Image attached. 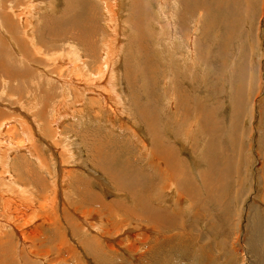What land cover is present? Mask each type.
I'll use <instances>...</instances> for the list:
<instances>
[{"label":"rangeland","instance_id":"rangeland-1","mask_svg":"<svg viewBox=\"0 0 264 264\" xmlns=\"http://www.w3.org/2000/svg\"><path fill=\"white\" fill-rule=\"evenodd\" d=\"M19 1L22 5L18 10L23 12L22 7L28 6V3L26 0ZM167 1L182 21L185 17L184 6L175 9L174 4H171L173 1L165 0V2ZM40 2L38 0L34 3L33 9L29 8L28 17L32 16L30 20L25 19V16H23L24 23L17 17L15 19L17 41L22 42L26 57L31 62L34 61V66H27L29 63L21 59L18 60L16 56H13L16 64L13 60L11 63L7 59L8 53L3 49L5 57H2L6 60L4 61L8 67L10 66L11 72L19 74V80H8L0 76V126L3 121L9 122L7 126L4 124L0 131L2 136L0 140H5L0 144L10 142L9 144L12 143L16 146L18 143L25 142V136H21L19 132L18 135L12 137L11 130L23 132V128L27 126L26 119L33 121L31 119L33 118L40 128L32 122L33 127L35 126L34 134L29 133L26 140L31 135H36L34 151L42 158L44 168L35 169L32 160L24 155L25 152L17 153L12 160L13 173L17 179L22 176L24 180H18L16 183L6 181L4 185L0 182V220H2L0 253L3 254L2 256L0 254V264H26L28 263L26 260H36L37 264H41L38 257L34 258L36 256L33 257L27 252L28 247L23 249L16 245L17 237L6 222L16 225V227L20 223L19 220H15L11 216L12 212L8 210L9 204H18L20 209H15L16 215L24 217L27 221L36 214H41L39 220L35 217L34 221H31L33 224L28 230L33 235L37 233L40 235L35 242L31 243V246L29 245V251L33 250V245L36 247L45 238L51 237L54 241L58 227L60 228L61 225V229L67 235V240L70 239L69 243L74 244L72 246L74 249L70 248L68 253L70 255L60 254L62 255L60 260L67 257V261L59 264H109L110 260V264L113 263V260H115V264H264V0H226L228 16L224 17L219 14L216 18L214 14L213 24H203L205 26L200 24L201 32H199V28L195 29L197 31H193L194 23L189 20L187 30L193 37H196L194 51L197 58H192L191 53H188L190 46H184L178 35L172 37L175 28L173 29L172 26L170 29L167 22H172L171 19H173V24L176 20L173 9L165 4L162 10L163 14L158 16L157 13L161 6L156 3V0H122L123 4L119 3L122 8L118 3L119 8L114 7L116 0H49L46 5ZM10 3L12 2H4V6H10ZM107 5L110 6L107 7ZM214 7L215 5H213V11ZM105 8L115 11L122 20L131 19L134 10L139 12L142 25L141 36L131 30L133 25L130 21H128L129 27L125 24L119 25L118 23L122 22L118 21L117 17L115 18L117 24L113 23L114 26L119 25L121 29L126 27L123 37H120V40L123 41V49L116 53L117 66L115 65L114 71L116 91L121 97L120 105H125V112H129V108L132 107L128 85L132 86L133 92L139 91L143 94L142 97V94L138 93L135 100H141L142 109L148 112L153 120L150 123H156L161 135L171 143L169 146L172 145L171 147L174 148L179 160L184 161L180 165L179 174L186 171L185 183L190 188L183 185L186 192L182 195L184 200L180 201L181 204L179 202L170 203L173 197L167 193V187L159 192L157 198L161 206L170 208L164 213L168 212L167 214L170 215L164 220L162 218L161 221H158L159 223L142 226L143 233L140 231V234L145 235L148 240L133 242V246L137 250L131 248L129 252L123 248H117L116 253L109 252V254L100 255L101 257L95 259L85 244L81 243L79 247L72 241L71 233L66 229L67 221L63 213L69 211L72 214L71 208H77V205L80 204L78 200L80 199V195H78L80 185L76 188V181L91 184L92 192L98 195L104 204L114 201L117 205H129L135 209L136 199L132 198L128 192L120 193L118 187L97 169L95 164L98 162L103 164V161L100 153L96 156V149L104 144L116 153L119 159L116 158L113 162L116 155L109 158V163L113 166H116V163H121L124 166L132 164L138 167V165H144L148 159V155H144L140 145L125 130L131 125L138 129L137 123L129 120L131 116L124 113V115H120L122 118L120 120L117 118L118 109L113 107L109 119H112L111 124L115 126L111 128V124L106 121L108 113L104 110L102 102L100 104L94 102L93 108L86 110L83 104L79 103L80 88L75 90L55 79V75L60 73L71 77L72 74L69 73L72 64L76 65L73 72L75 75L82 73L88 76L90 74L97 76L98 67L101 68V65L105 72L103 51L112 35V29H108L110 26L108 27L109 23L107 25ZM3 9L0 0V12L4 11ZM77 11L80 12L77 22L66 23L68 20L74 19V14ZM55 19H59L60 22ZM51 21L71 27V30L66 31L62 25L60 34L54 32L52 36H65V32H74L80 34L83 39H74L73 36L51 38L47 35L46 30L48 28L46 26H49L48 23ZM86 21L87 24H85ZM20 24L29 27L35 39L34 46L44 53L59 54L66 47L74 45L79 50L80 56L82 54L87 56H81L87 61V64L84 66L82 60L81 62H72L68 64L70 66L68 70L63 71L62 66L57 63L58 61L54 63L47 58L35 55L30 47L31 43L27 44L25 40L20 39L25 27ZM85 25L87 28L84 27ZM158 26L165 32L164 35L159 34ZM202 32L203 34H201ZM2 35L4 37V33ZM139 37H141V41L138 45ZM5 39L9 43L8 39ZM87 41L92 42L89 52L85 49ZM180 43H183L182 46ZM8 52L12 54L10 48ZM183 55H188V57H181ZM144 60L150 63V68L152 67L147 70L151 76L147 74L146 78L148 79H146L142 77V75L145 76V72L139 73L134 81L131 71L139 66L137 64L141 65ZM137 67L135 68L136 74ZM46 73L52 74L51 77L45 75ZM126 73H130L132 77L129 84L126 81L130 77L126 76ZM166 79L170 80L172 85ZM175 84L184 87L187 90L185 93L190 96L188 100L191 102L188 103L189 106L186 105L189 110L184 113L183 104L179 105L181 108L175 107L177 104H174V100H172L173 95L168 92V88L172 89ZM135 86L139 90L134 89ZM80 87L83 88V86ZM145 87H149L146 89L147 100H145V92L142 89ZM153 90L157 96L156 103L152 98ZM89 96H93V94L88 91L84 92L85 99ZM62 104L66 109H61L60 112L71 117L62 128V133L55 136L53 123L56 116L55 110ZM165 106L167 107L165 108ZM175 109L177 110L175 111ZM154 112L158 115L157 121H155ZM94 115L96 116L94 117ZM205 122L206 125H204ZM27 123L29 124L28 121ZM104 123L106 124L104 125ZM103 125L104 127H102ZM106 129L111 132L105 131ZM140 132L141 135H145L142 130ZM209 135H211V139L208 137ZM67 138L70 139L72 147L70 150L72 160H70L69 151L64 150L65 144L68 142ZM143 138L148 139L149 137L144 136ZM14 139L16 141L19 139L21 142L19 140L16 142ZM25 145L28 144L25 143ZM51 155L54 164L50 160ZM15 157L19 158L18 161ZM28 166L31 171L29 175L24 171ZM61 167L65 173H70L61 188L62 192L58 187L60 182L53 183L58 178ZM137 169H139L140 175H143V171L147 173L146 169L141 168V171L139 167ZM3 170L7 169H0V173ZM20 173L22 175L18 176ZM10 174L8 170L5 173V175ZM2 178L0 176V181ZM179 178V181H183L181 177ZM205 184L208 186L206 191ZM55 185L57 186L55 187ZM170 185L171 183L168 184L169 187ZM196 185L199 190L193 188ZM22 188L25 190V194H31L28 201L34 203L35 209L30 203L22 201L25 198L21 192ZM139 188L133 197H145L143 188ZM153 191L154 194H157L156 189ZM156 209H160L158 204ZM82 215L87 216L84 217L87 219V223L79 221L74 214H72L73 221L79 225L82 224V226H89L90 222L96 223L104 220V209L93 208L83 212ZM173 217L175 219L172 220ZM167 219L171 220L173 224H166ZM55 220L60 221V224ZM117 221L114 220V222ZM52 222L54 223L52 224ZM132 224H137V222L132 221ZM118 236L120 238L116 241H122V237H124L122 231L115 234V237L118 238ZM6 244L9 245L6 246ZM47 245L43 248H46ZM10 247L11 249H9ZM5 250L7 252L4 254ZM52 252L48 260L57 259L55 255L57 251L52 250ZM119 254L120 256H118ZM100 259H103L104 262L100 263L98 261ZM31 264L36 263L32 262ZM42 264L44 263L42 262Z\"/></svg>","mask_w":264,"mask_h":264},{"label":"bare ground","instance_id":"bare-ground-1","mask_svg":"<svg viewBox=\"0 0 264 264\" xmlns=\"http://www.w3.org/2000/svg\"><path fill=\"white\" fill-rule=\"evenodd\" d=\"M37 1L38 0H26V3H28V6H23L24 7V8L22 7V9H23L22 11L23 12H20L18 10V8L22 4H20L19 0H14V1L13 0H1V7L4 8L3 9L4 11L0 12V76H1V78L8 79V80H16V81L19 80L18 79L19 78V74L11 72L10 69H9L10 66L9 67L7 66V63L5 62L6 60L2 57V56L5 57V52L3 51V49H5L6 53H8L7 54L8 55L7 59L10 62L12 60L15 61L13 59V56H16L18 58V60L21 59L22 61H25V62L29 63V64H27V66H30V65L34 66V64H33L34 61L31 62V60L26 57L25 49L22 46V42H20V41L18 42L17 41V37H16V34H15L16 33L15 32L16 31L15 30L16 29L15 19L17 17L18 20H20V21H22V23H24V20H23L24 17L23 16H25V19L30 20V18L32 16L28 17L29 8L33 9L34 6H35L34 3H36ZM40 1H41L40 3L46 5V3H48L49 0H40ZM172 1H173V3L171 2V4L172 5L174 4V6H175L174 8L175 9L176 8L179 9L181 6H184L183 7V14H184L185 17L183 18L182 21L180 20V17L177 14V12H174V9L172 8V6L169 5L170 4V3H168L169 1L165 2V0H156V3L158 5L160 4V6H161L160 7L161 9L158 8L159 11H158L157 15L160 16V15L163 14L162 10H163L165 4H167L171 9H173V12H174V15L176 17V20H174L175 22L173 24H172L173 19H171L172 22H167L170 29H171L172 26H173V29L175 28L174 32L172 33V37L175 36V35L176 36L178 35V38L182 40L181 42L184 43V46L185 45L188 46V47L190 46V49H189L188 53H191L192 58H197L196 57V52L194 51V49H195L194 46L196 45V37L195 36L193 37V35L188 33V30H187L188 29L189 20H192L193 23H194L192 30L194 31L195 29L199 28L200 29L199 32H201L202 29H201V25L200 24H202V25L203 24H207V23L213 24V15L214 14H215L216 18H217V15H219V14L223 15L224 17H226V15L228 16V14H229L228 13L229 12L228 11V2H226V0H172ZM4 2H12V3H10V6L9 5H5L4 6ZM114 3H115L114 7H116L117 3H118V5L121 6V8H122V5L119 4V3L123 4L122 0L121 1H117L116 0V2H114ZM213 5H215L214 11H213ZM76 6L79 8L78 5H76ZM108 6H110V5H107V7ZM71 7H75V6H71ZM114 7L111 6V8H114ZM117 8H119V7L117 6ZM111 11H109L108 9L105 8V13H106V16H107V19H108L107 25L109 23L108 27L109 26L111 27V28L109 27L108 29L109 30L112 29V35L110 36V39L106 43V49L103 51L104 54H105L104 55L105 72H104L103 67L101 65V68L98 67L99 69L97 71V73H98L97 76H91V74H90V76H88V75H84L82 73L75 75V74H73V72H74V68H75L76 65L72 64L73 68L71 67V70H70V73H69V74H72L71 77H69V76L66 77L67 75L64 76V74L62 75L61 73L58 74V75H55V79L58 82L60 81L62 84H65L66 86L73 87L75 90H78L80 88V99H79L80 101H79V103H82L86 110H91L93 108V105H94L93 103L94 102H97L99 104L102 102L104 110L107 111V113H108L107 116H106L107 117L106 121H108L109 124H111V122H112V119H109V117L111 116V113L113 112V107L118 109L117 118H119L120 120H122V118H120V115H124V113H126L128 116H131V119H129V120L130 121L132 120L133 123H137L138 129L131 125V126L127 127L125 130H127L128 133L134 138L135 142L140 145V148H141L142 152L144 153V155H148L147 156L148 159H147V161H145V164L142 165V166L138 165V167L140 168V171H141V168L142 169H146L147 173H144V171H143L142 172L143 175H140L139 172H138L139 169H137L138 167L135 166V165L129 164V165L124 166L121 163H116V166L110 165L109 158L114 157L116 155V153H114L110 148L108 149V147H106L104 144H102L101 146H98L97 149H96V153H95L96 156L98 155V153H100V155L102 157V161H103V164H101L100 162L95 164L97 169H99L102 172L103 175H105L110 181H112L115 184V186L118 187V189L120 190V193H127L128 192L129 195L132 198L136 199V201L134 202L135 209L130 207L129 205H117V204L114 203V201H110L107 204H104V203H102L100 197H98V195H96L94 192H92V190L90 188L92 186L91 184H88L87 182L82 183L81 181H76V188L79 187V185H80V191L78 192V195H80L79 196L80 199H78L80 204L77 205V208H75V207L71 208L72 214H74L79 221L81 220L82 223L83 222L87 223L86 222L87 219L84 218V217H87V216L82 215L83 212L92 210L93 208L94 209L95 208H99V209L103 208L104 209V220L100 221V222H96V223L90 222L89 226H87V225L82 226V224L79 225L78 223L73 221L72 214L68 211V213H63V216H64L65 220L67 221L66 222V227H67L66 229H67V231H70V233H71L70 235H71L72 241L77 243L78 246L81 243L85 244L88 247V249L90 250V252L94 255L95 259L98 258V257H101L100 255H105L107 253L109 254V252L116 253L117 252V248H123V250L125 249V250H128L129 252L131 251V248L137 250L133 246V242H135V241L146 242L148 240L147 237H145V235L140 234V231H142L141 229L143 228L142 226L144 224H146V225H150L151 223L155 224L158 221H161L162 218L164 220L170 215V214L169 215L167 214L168 212L164 213L165 210H168L170 208L161 206V204L159 202V199L157 198L158 195H159V192L163 188L167 187V193L172 195V197H173V200L170 203H174L175 204L177 202L180 203V201L184 200L182 198V195H183L184 192H186V189H184L185 187H183V185H185L186 187H189L185 183V179L187 177L186 176V171H184V173L180 172L181 174H179L180 165H182L184 161L182 159H181V161L179 160L176 152L174 151V148L171 147L172 145L169 146L171 143L168 140H166L164 136L161 135L160 130L157 128L156 123L155 122H153V124L150 123V121H153V120L148 115V112H145L142 109V105L140 103L141 100L140 101L135 100L136 96H138L137 94L141 93V92H139V91H137L136 93L133 92L132 91V89H133L132 86L128 85L129 86V91L131 92V106L132 107L129 108L130 109L129 112H125L124 111L125 105H123V106L120 105L121 104V97L118 94L119 92L116 91V87L115 86H117V84H116V80H115V76L116 75H115L114 71L116 69L115 65L117 63V62H115L116 61V53L120 52L123 49V46H122V42L123 41H121L120 39L123 37V32L125 31L126 27H125V29H123V28L121 29V27L119 25L120 24H122V25L125 24L127 27H129L130 26L129 24L131 23L133 25V26H131V30L136 32L138 34V36H141L142 25H141V19L139 17V12L137 10L133 11L132 17L129 20H122V19H120L121 17H118V14L115 11H113V10H111ZM117 11L119 12V10H117ZM172 15H173V13H172ZM121 16H122V14H121ZM197 16H198V18H196ZM116 17L118 18V21H121L122 23L119 22L118 23L119 25L118 26L115 25L116 26L115 27L114 24L115 23L117 24V20H115ZM79 18H80V12L77 11L74 14V19L68 20L66 23L73 24L74 22H77V20ZM172 18H174V17H172ZM55 20H57V22H60L59 19H55ZM128 21H130V23H128ZM167 21H169V20H167ZM57 22L56 21H51V22L48 23L49 26L48 25L46 26V27H48V28H46L47 35L50 36L51 38H58V37L63 38V37H68V36L72 37L73 36L74 39H79V40L83 39L80 34H77V33H74V32H65V36H63V35H58L56 37L52 36V34L54 32H57V33L60 34V28L62 27V25H63L62 28H65L66 31L71 30V27H68V26H66L63 23H57ZM227 23H229V22H227ZM85 24H87V21H86ZM20 25H24L25 26L23 28L22 37L20 36V39L25 40L27 42V44L31 43L30 47L34 51L35 55L47 58V60L52 61L54 63L56 61H58L57 63L60 66H62L61 69L63 71H65V70L67 71L68 68L70 67L68 64H70L72 62H76V61L81 62V60H82V64L84 66L87 64V61H85L82 58V57H84L86 55L82 54L81 55L82 57H81L79 50L74 45H70L68 48L66 47V49L64 51H62V52H59V54L44 53L41 49H39V48L34 46L33 43H35V39L32 36V33L29 30V27L26 26L25 24H20ZM203 26H205V25H203ZM84 27L87 28L86 25ZM228 27H229V25H228ZM82 30H83V28H82ZM158 30H159V34L160 35H164L165 34L163 29L161 27H159V26H158ZM195 31H197V30H195ZM170 32H168V33H170ZM2 33H4V37L8 39L9 43L3 37ZM80 33H84V32L81 31ZM201 34H203V32ZM138 40H139V42H138V45H139V43L141 41V37H139ZM89 41H87V46H85L86 47L85 49L88 50V52H89V49L92 47V45H91L92 42L90 43ZM173 43H174V41H173ZM183 43H180L181 46H182ZM170 47L172 48V46H170ZM9 48L11 49L12 54L8 52ZM167 49H169V48H167ZM172 51H174V50H172ZM185 56L188 57V55H185ZM185 56L183 55L181 57L184 58ZM179 57H178V59H179ZM171 59H169V60H171ZM189 60H190V58H189ZM15 64H16V61H15ZM13 65H14V63H13ZM137 65H139L138 67L136 66L137 69H138L137 74L135 72L136 71V69H135L136 67L134 68V70L132 69V71H131L134 81H136L137 75H139V73L143 74L145 72V76L142 75L143 78L151 76L147 72L148 69H152V67L150 68L151 65H150L149 62L144 60V61H142L141 65L140 64H137ZM60 66L58 68H60ZM192 66H193V63H192ZM161 70H162V68H161ZM154 72H155V70H154ZM154 72H152V73H154ZM88 74H89V72H88ZM147 74H149V75L147 76ZM45 75H47L48 77H51L52 74L46 73ZM153 75L155 76V74H153ZM126 76L130 77L129 80L126 79V80H128L126 82H128V84H129L130 79L132 80L131 74L130 73L129 74L126 73ZM167 77H168V75H167ZM165 78H166V76H165ZM146 79H148V78H146ZM168 82L171 83L170 80ZM142 83H144V81H142ZM141 85H143V84H141ZM170 85H172V83ZM80 86H83V88L80 87ZM146 86H148V85H146ZM147 88H149V87L142 88L143 92H145V94H144L145 95V100H147V92H146ZM169 88H168V92L171 93V95H173V99L172 100H174V104H177V106L175 105V107L179 108L180 107L179 105L182 103L183 104V107H182L183 113H184V111H188L189 108L186 107V105L189 106L188 103L191 102V101L188 100V98L190 96L185 93L187 90H185L184 87H181V86H179L177 84H175L172 89H169ZM134 89L139 90L138 87H136V86H135ZM154 90L152 91L153 96L152 95H150V96H152L154 103H156L157 102V96H156ZM86 91H88L89 93L93 94V96H89L87 99H85L84 98V92H86ZM148 91H150V90H148ZM148 96H149V94H148ZM142 97H143V94H142ZM142 97L140 96V98H142ZM142 100H143V98H142ZM86 101H87V103H86ZM182 104H181V106H182ZM191 106H192V103H191ZM118 107H120V108H118ZM166 107L167 106H165V108ZM61 109H66L63 104L61 105V107H58L55 110L56 116H55V118L53 120V123L55 125V127H54L55 128L54 129L55 136L60 135L62 133L61 132L62 128L67 123L68 119L71 117L70 115H66L64 113H61L60 112ZM131 110H132V112H131ZM176 110L177 109H175V111ZM154 114L156 115L155 112H154ZM95 116L96 115H94V117ZM157 116L158 115H156V118H155L156 120L155 121H157ZM168 117H167V119H169ZM31 119L33 121H30V120L26 119L25 123L27 124V126L23 128V132L21 130H19V131L18 130L16 131L15 129L11 130L12 137H14L13 135H18V132H19L21 134V136H25V142H21L18 139L21 143L20 144L18 143V145H16V146L12 145V143L9 144L10 142H8L7 144L6 143L0 144V169L6 168L8 170V173L9 172L11 173L10 175H5L7 170H3V172L0 173V176L3 177L0 182L3 185L6 184V181H8L9 183H16L18 180H20V181L24 180L22 178V176H19V175H22V173L18 174V176H19L18 179L15 176V174L13 173L14 164L12 163V160L14 159V155L15 154L17 155V153L20 154L21 152H25L24 155L26 157H28L30 160H32L35 169L36 168H38V169L44 168L43 167L44 163L42 161V158H40L37 155V153L34 151V148H35V146H34V142H35L34 138L36 137V135H31L26 140L27 135L29 133L34 134L33 128L35 126L33 127L32 122H34L35 124L34 123L33 124L36 125L38 128H40L39 124L36 121H34L33 118H31ZM12 120H13V118H12ZM27 121L29 122V124L27 123ZM170 122H171V120H170ZM8 123H9L8 121H3L2 125L0 126V131H2L3 125L6 124L5 126H7ZM105 124L106 123H104V125ZM206 124L207 123L205 122L204 125H206ZM104 125L102 127H104ZM114 126H115L114 124L110 125L111 128H113ZM119 128L122 129L121 126H119ZM201 128H203V127H201ZM139 129L142 130L145 133L144 136H147V138L148 137L149 138L148 139H144L143 138L144 136L141 135V132H140ZM7 130H8V128H7ZM105 131L111 132L109 129H106ZM4 134H5V132H4ZM0 137H2V136L0 135ZM208 137L211 139V135H209ZM18 140L17 141L15 140V141L18 142ZM67 140H68V142L65 144V149L64 150L65 151H67V150L69 151L68 154L70 155L69 156L70 160H72V152L70 151V150H72V147H71L70 142H69L70 139L67 138ZM3 141H5V140H0V142H3ZM15 141H14V143H16ZM52 141L54 142V139ZM52 141L47 140V142H50V143H52ZM25 143H27L28 145H25ZM5 144H6V146L4 148ZM86 145H87V143H86ZM117 154H119V153H117ZM116 158L119 159L118 156L116 155L113 158V162H114V160ZM18 159L19 158H16V161H18ZM50 160L54 164V160H53V156L52 155H51V159ZM23 162L25 163V161H23ZM181 170H182V166H181ZM24 171H25V174L29 175L30 172H31L30 171V166L25 168ZM68 175H70V173L69 172L65 173V171L61 167V172H60L59 176L57 175L58 178L53 183L60 182L59 183L60 186H58V187H60V189L63 188V186H64V184L66 182V179L68 178ZM179 177H181V179L183 181H179V179H180ZM202 178H203V175H202ZM79 182H80V184H79ZM170 183H171V185L169 187L168 184H170ZM56 184H58V183H56ZM56 186L57 185H55V187ZM139 187L143 188V190H144V192L146 194L145 197L144 196L142 198L133 197L134 194H136V190L140 189ZM207 187H208L207 185L204 187L205 191H206ZM193 188L195 190L196 189L199 190L197 185L195 187H193ZM154 189L157 190L156 191L157 194L153 193ZM62 191L63 190L61 189V192ZM21 192H22V195L25 196V198L22 199V201H24L26 203H30V205L35 209L34 203L28 201L31 198V194L30 195L29 194H25L26 192H25V190L23 188H22ZM28 197H30V198H28ZM150 198H152L151 201H150ZM105 201H107V200H105ZM46 203H47V201H46ZM64 203H66V202H64ZM157 204L159 205V208H160L159 210L156 209L157 208ZM44 205H46V204H44ZM53 205H51V206H53ZM55 205H56V203H55ZM138 207L140 208L141 211L138 210L139 209ZM108 208H109V212H108ZM15 209H20L18 204H14V205L9 204L8 210L10 212H12L11 216H13V218L15 220H19L20 224L16 227V225H13V224H11L9 222H6V223H8L7 225L10 226V228H11L12 232L14 233V235L17 237V239H16L17 240V244H16V242H14V244H16L18 246V248H22L23 247V249H24V247H28V249H27L28 251L27 252H29L31 255H33V257L36 256L34 258L38 257L37 259H39V261H41V264H42V262L44 264L65 263L67 261L66 260L67 257L63 258V260H60V259H62V255H60V254L65 253V255H67L70 252V248L72 246H74V244L72 243L73 245H71L69 243L70 239L67 240V237H66L67 235L64 234L63 229H61V225H60V228L58 227V231L56 232V238H55L54 241L49 236L50 238H45L44 240H41V242L38 243L40 246L36 245V247H35V245H33L34 246V248H32L33 250L30 249V251H29V248L32 245L31 243L35 242V240H37L38 236H40V235H38L39 233L33 235L28 230H29V227L33 224L32 223L34 221L33 219L36 217V219L39 220L41 214L38 213L31 220L27 221V220L24 219V217L16 215V210ZM53 209H54V207H53ZM76 214H78V215H76ZM47 215H49V214H47ZM55 219L57 220V218H55ZM173 219H175V218L173 217L172 220ZM114 220H118V221L114 222ZM132 221H136L137 224H132ZM49 222H50V220H49ZM59 222H57V223H59ZM1 223H2V220H0V226H1ZM53 223L54 222H52V224ZM165 223L166 224L169 223L170 225L173 224V222L171 223V220H168V219L165 221ZM160 225H161V223H160ZM120 231H122V235L124 237H122L123 238L122 241L118 242V241H116V239H119L120 237L119 236H118V238L115 237V234L119 233ZM142 233H143V231H142ZM5 243H3L4 246H5ZM46 244H48L46 246V248H43V246H45ZM7 245H9V244H6V246ZM72 248H71V250H72ZM9 249H11V247ZM6 250H8V249H6ZM6 250L4 251V254L7 252ZM52 250L57 251V253L55 254L57 259L48 260L51 257V254L53 253ZM121 251H122V249H121ZM122 252H124V251H122ZM0 254H1V256L3 255L2 252ZM30 254H29V256H30ZM68 255H70V254H68ZM118 256H120V254ZM16 257L18 258V256H16ZM44 258H46V259L44 260ZM40 259H43V260H40ZM102 260L103 259H100L98 261H100V263H101ZM27 261H28V263H26V264H31L32 262H35L36 264L38 263V262H36V260H26V262ZM114 261L115 260L112 261L113 262L112 264H115ZM102 262H104V261H102ZM110 262H111V260H110ZM110 262H108V263L110 264Z\"/></svg>","mask_w":264,"mask_h":264}]
</instances>
